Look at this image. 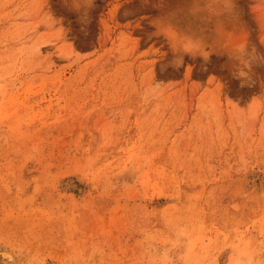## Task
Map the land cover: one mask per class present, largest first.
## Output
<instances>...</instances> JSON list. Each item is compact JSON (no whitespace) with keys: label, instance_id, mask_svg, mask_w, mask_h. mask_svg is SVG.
Returning <instances> with one entry per match:
<instances>
[{"label":"rangeland","instance_id":"1","mask_svg":"<svg viewBox=\"0 0 264 264\" xmlns=\"http://www.w3.org/2000/svg\"><path fill=\"white\" fill-rule=\"evenodd\" d=\"M0 249L264 264V0H0Z\"/></svg>","mask_w":264,"mask_h":264},{"label":"bare ground","instance_id":"2","mask_svg":"<svg viewBox=\"0 0 264 264\" xmlns=\"http://www.w3.org/2000/svg\"><path fill=\"white\" fill-rule=\"evenodd\" d=\"M0 255L2 256L6 264L14 263V256L10 251L5 249H0Z\"/></svg>","mask_w":264,"mask_h":264}]
</instances>
